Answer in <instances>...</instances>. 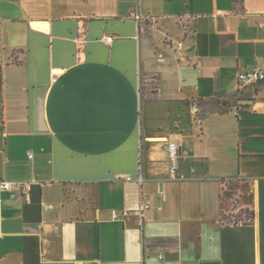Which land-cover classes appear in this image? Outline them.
Listing matches in <instances>:
<instances>
[{
  "label": "crops",
  "instance_id": "crops-1",
  "mask_svg": "<svg viewBox=\"0 0 264 264\" xmlns=\"http://www.w3.org/2000/svg\"><path fill=\"white\" fill-rule=\"evenodd\" d=\"M252 69L264 0H0V264H264Z\"/></svg>",
  "mask_w": 264,
  "mask_h": 264
},
{
  "label": "built area",
  "instance_id": "built-area-1",
  "mask_svg": "<svg viewBox=\"0 0 264 264\" xmlns=\"http://www.w3.org/2000/svg\"><path fill=\"white\" fill-rule=\"evenodd\" d=\"M112 39L111 36H107L106 40L110 41ZM237 79L239 84L241 85H253L256 83H260L264 81V71L261 69H252V70H247V71H240L237 74ZM168 148H169V152H170V160L173 162L172 166H171V171L175 172L176 170V166H175V162L177 161V159L179 158L180 155V147L178 145L177 142L172 141L169 142L168 144ZM130 178V177H127ZM141 177L138 178V181H141ZM13 185L11 184V182L2 179L0 180V191L2 190H10L12 189ZM21 191L27 192L31 189V185L29 183H22L20 185ZM145 207L149 206V202L148 200L145 201L144 203ZM130 213V211H124L123 215H128ZM114 217H117V214L114 213Z\"/></svg>",
  "mask_w": 264,
  "mask_h": 264
},
{
  "label": "rangeland",
  "instance_id": "rangeland-1",
  "mask_svg": "<svg viewBox=\"0 0 264 264\" xmlns=\"http://www.w3.org/2000/svg\"><path fill=\"white\" fill-rule=\"evenodd\" d=\"M142 90L143 91L145 90V87L144 86H142ZM229 192L231 193L232 190L229 189ZM252 213H253L252 211H250V210L247 209V210H244V211L239 212V214L238 215H235L233 218H231V220L232 221H240V219H244L246 217L251 218L253 216Z\"/></svg>",
  "mask_w": 264,
  "mask_h": 264
},
{
  "label": "trees",
  "instance_id": "trees-1",
  "mask_svg": "<svg viewBox=\"0 0 264 264\" xmlns=\"http://www.w3.org/2000/svg\"><path fill=\"white\" fill-rule=\"evenodd\" d=\"M147 98V97H146ZM227 108H230V107H224V108H222L221 110H220V112H225L226 110H227ZM205 113H208V112H210V110H208V108L204 111ZM200 113H198V115H199ZM206 114H203V116H205ZM200 116H201V118H203L202 117V114H200ZM252 215L254 216V214L252 213ZM252 216V217H253ZM252 217L251 218H249V217H246V218H244V219H240V220H247V219H252ZM239 221H233V223H238Z\"/></svg>",
  "mask_w": 264,
  "mask_h": 264
},
{
  "label": "water",
  "instance_id": "water-1",
  "mask_svg": "<svg viewBox=\"0 0 264 264\" xmlns=\"http://www.w3.org/2000/svg\"><path fill=\"white\" fill-rule=\"evenodd\" d=\"M246 101H251V99H248V100L244 99V100H242V103H244ZM224 104H226V102Z\"/></svg>",
  "mask_w": 264,
  "mask_h": 264
}]
</instances>
